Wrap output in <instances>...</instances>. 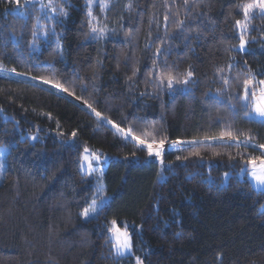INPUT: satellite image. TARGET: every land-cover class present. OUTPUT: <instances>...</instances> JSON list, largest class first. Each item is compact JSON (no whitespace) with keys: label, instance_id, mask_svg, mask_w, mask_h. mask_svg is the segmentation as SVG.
Wrapping results in <instances>:
<instances>
[{"label":"trees","instance_id":"16d2710c","mask_svg":"<svg viewBox=\"0 0 264 264\" xmlns=\"http://www.w3.org/2000/svg\"><path fill=\"white\" fill-rule=\"evenodd\" d=\"M106 2L102 11L93 0V24L105 28L95 39L87 0H56L67 16L51 23L40 0H0V264H264V192L240 176L261 150L205 139L232 131L264 144V125L232 99L249 72L264 79V15L250 14L245 39L255 40L240 52L235 22L249 0ZM33 25L44 26L35 38ZM167 74L188 82L160 87ZM108 120L185 145L149 156ZM85 148L110 158L107 201L91 219L81 218L96 195L80 172ZM112 220L127 226L132 256H115Z\"/></svg>","mask_w":264,"mask_h":264},{"label":"snow or ice","instance_id":"6c2138e0","mask_svg":"<svg viewBox=\"0 0 264 264\" xmlns=\"http://www.w3.org/2000/svg\"><path fill=\"white\" fill-rule=\"evenodd\" d=\"M36 0H26V3L24 6H26L27 3H35ZM63 2V0H62ZM16 6L21 7L20 0H15ZM185 4H187V0H185ZM92 5L93 0H87V16H88V26L90 28V31L92 34H94L93 38L95 39H102L105 33V28L100 26L98 23L93 24V20L96 19V17L93 15L92 11ZM108 7V4L106 0H100V8L103 11ZM242 8L243 13V20H236L235 27L237 29H240V42H239V49L241 51L245 50L246 48V39L245 35L247 33V24L250 20V13L253 9H259L261 13H264V0H249V2L244 3L240 5ZM45 9L50 11L52 15H48L47 12H45ZM40 12L44 13L43 19L51 23L53 21L54 16H67V12L63 7H58L56 0H48V3L45 4L40 0ZM20 16H24V12L19 13ZM167 20V17L165 18ZM40 20V17H37V21ZM182 23V22H181ZM44 31V26L40 25V31H37V25H33L32 35L33 37H37L38 35L42 34ZM50 32L54 33V29H50ZM30 43H35V41H32ZM159 51V50H158ZM231 67V66H230ZM0 71H8L7 69L0 68ZM14 74L18 76L24 75L23 73L16 72L15 69L11 70ZM192 73L188 72L187 76L191 77ZM31 79H35V77H31ZM167 81V87L169 89L173 88L174 84L177 83H187L188 80L185 79L181 81L180 79L172 76L171 74L163 75L160 78V87H163L164 81ZM42 84L48 85L52 88L57 89L58 91L64 92L67 91L66 88H64L61 84L58 82L52 81V80H41ZM225 85L229 83L227 79L224 80ZM72 93L69 92V95ZM217 97L219 96V93L216 94ZM215 99V98H214ZM232 99H236L240 101L239 107L244 110L245 115L248 117L249 120L255 121L257 123H260L264 125V79H261L259 81L256 80V76L253 75L251 72L247 74L245 79L243 80V95H237L232 97ZM89 107H91L89 105ZM95 112V109H93ZM95 115L98 119L101 118V114L99 112H95ZM109 124H112L114 128L117 129L119 133H122L125 137H131L132 140L136 141L137 145L143 146L147 149L149 156H156L157 158L161 157V153L163 150L164 141L160 140L157 142L155 139H152L150 142L142 138L140 135H136L134 130L130 127L127 130L118 127L115 123H113L111 120L107 121ZM239 135L242 134H234L232 131H223L220 133L219 136H213L211 138L206 137L205 139H211V140H219L224 141L225 137H227L229 140H233L236 142V147H249L251 146L253 150L256 148H259L261 150L259 156H251L245 158V165L241 167V173L246 174L251 181V187H253L254 190L258 192H264V144H255L254 138L251 136H246L244 140L239 139ZM73 136H75V133H73ZM32 139H36V137H32ZM176 144L182 143L181 141H176ZM189 144H197L202 143L198 141H188ZM232 146V145H229ZM85 153L89 152V149H84ZM93 158L97 161H99V156L93 153ZM179 158V157H178ZM86 157H82V163L86 160ZM162 162V161H161ZM84 169L82 168V171ZM88 171L92 172L94 171L91 163H88ZM98 191H102V189H98ZM105 198L101 196L100 202L98 203L97 200L94 198L92 200V203L89 205L88 208L84 210L82 213L83 216L91 219L93 218L92 214H98L100 211V204L103 203V200ZM108 232L110 233V241L112 242V249L116 256L118 257H124L126 254L132 253V242L129 235V232L127 230V226L125 225L123 230L117 226V221L112 220L110 222V226L108 227ZM136 264H143V261L140 257H136Z\"/></svg>","mask_w":264,"mask_h":264},{"label":"rangeland","instance_id":"374dc122","mask_svg":"<svg viewBox=\"0 0 264 264\" xmlns=\"http://www.w3.org/2000/svg\"><path fill=\"white\" fill-rule=\"evenodd\" d=\"M253 12H258L260 14H263L264 13H261V11L259 9H253L252 12L250 14H252ZM255 39H252V40H246L247 43H249L250 41H254ZM247 43H246V48L245 50L241 51L239 49V45L238 47H236V50L240 51V52H244L247 50ZM12 76H15V77H18L20 79H23V80H26L28 81V79H26L25 77L23 76H17V75H14V74H11ZM30 81V80H29ZM50 88L52 91H55V92H58L60 93V91H58L57 89L55 88H52V87H48ZM2 118H4L5 116L1 115ZM32 137H34L33 135H30L28 136V138H30L31 141H33L34 139H32ZM185 145L184 142L180 143V144H176V143H173V144H167L166 146L163 145V147H179V146H183ZM6 153H7V150L5 147L3 146H0V183H1V178H2V173H3V170H4V159H5V156H6ZM93 153H95L96 155L99 156V161L95 160L93 158ZM82 157H86L87 159L82 163ZM109 159L107 156L99 153V152H96V151H92L89 149V152L88 153H85L84 150L82 151V155H81V162H80V172L84 175H86L88 178L92 179L94 184H95V187H96V195H95V199L97 200V202L99 203L100 202V198L101 196H103L105 199L103 200V203L107 201V196L104 194V187H103V180H102V176H103V172L105 170V167L107 165V163L109 162ZM91 163L94 171L92 172H89L88 171V163ZM82 168L84 169L82 171ZM243 174H240V176H242ZM247 179L248 181L250 182L251 184V181H250V178L247 176ZM253 188V187H252ZM98 189H102V191H98ZM92 203V201H91ZM90 203V204H91ZM102 203V204H103ZM100 204V206L102 205ZM89 207V206H88ZM261 210H264V203L262 204L261 206ZM83 213V212H82ZM92 216H95V214H92ZM81 218L82 219H88L87 217L83 216L81 214ZM123 230V229H122ZM109 235V239H110V233L108 234ZM114 252V251H113ZM115 254V253H114ZM133 255V252L131 254H126L124 257H128V256H132ZM116 256V255H115ZM118 257V256H116ZM134 264H136V257L134 258Z\"/></svg>","mask_w":264,"mask_h":264}]
</instances>
